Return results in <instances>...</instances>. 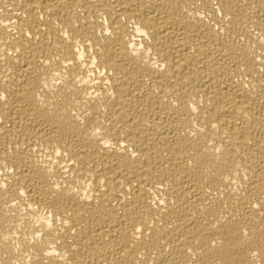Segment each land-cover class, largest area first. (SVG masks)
Segmentation results:
<instances>
[{"label": "bare ground", "instance_id": "1", "mask_svg": "<svg viewBox=\"0 0 264 264\" xmlns=\"http://www.w3.org/2000/svg\"><path fill=\"white\" fill-rule=\"evenodd\" d=\"M0 264H264V0H0Z\"/></svg>", "mask_w": 264, "mask_h": 264}]
</instances>
